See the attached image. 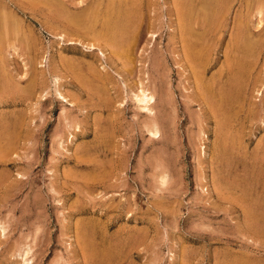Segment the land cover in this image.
<instances>
[{"label": "rangeland", "instance_id": "obj_1", "mask_svg": "<svg viewBox=\"0 0 264 264\" xmlns=\"http://www.w3.org/2000/svg\"><path fill=\"white\" fill-rule=\"evenodd\" d=\"M126 1L0 0V264H264V0L232 1L201 70L175 0H133L139 30L116 48L99 21ZM237 21L258 33L239 83Z\"/></svg>", "mask_w": 264, "mask_h": 264}, {"label": "bare ground", "instance_id": "obj_2", "mask_svg": "<svg viewBox=\"0 0 264 264\" xmlns=\"http://www.w3.org/2000/svg\"><path fill=\"white\" fill-rule=\"evenodd\" d=\"M34 1V0H33ZM37 1V0H36ZM95 1V0H94ZM99 1V0H98ZM129 1V4H131V5H128V7L127 8H121V7H123L124 5H125V2H124V5L123 6H117V8L115 9V10H113L112 12H108L109 11V9H107L108 11V13H109V17L110 18H108V16H107V18H105L104 17V14H103V16L102 17H104L105 19H103L102 17H99V18H102L101 19V21H103V23H102V25H101V21H99L100 22V26H102V29L104 28V30L105 31H103L105 34H103L102 32V34L103 35H108L109 37V39L110 40H112V42L111 43H113V42H115L116 40H118L119 42H115V44H116V48H117V46L118 45H121V46H128V41L130 40V37H131V33L133 34V31L135 30V28L137 27V26H135V28H134V30H132L131 28H133V21L135 20H137L136 19V17L134 16V14H136V11H135V13H134V8L135 7H137L138 5H136V3H134L133 2V0H128ZM128 1H126V2H128ZM137 1V0H136ZM143 1V0H142ZM149 1V0H148ZM232 1L233 0H175V2H176V7H177V9H176V11H177V16H178V21H179V29H180V31H179V33H180V37H181V41L185 44V51H186V53L188 54V60L190 61V63H192L194 66H197V67H200V70H201V67H204L205 65H207L208 66V63H207V60L205 59L206 58V56H207V54H205V51H204V49H206L207 50V48H206V35L208 34V37H209V35L211 34V33H209V32H213V31H215V33H216V27H217V25H218V22H219V20H220V18L223 16V14L225 15V12H227L226 10H227V8L229 7V5L232 3ZM256 1H259V0H256ZM61 2V1H60ZM72 2V1H71ZM92 2V1H91ZM109 2V1H108ZM113 2V1H112ZM59 3V2H58ZM69 3V2H68ZM68 3H67V5H68ZM84 3V2H83ZM85 3H88V2H86L85 1ZM113 3H115V2H113ZM119 3V2H118ZM120 3H122V2H120ZM66 4V3H65ZM81 3L79 2V5H80ZM89 4H91L90 2H89ZM95 4H97V1H96V3ZM104 4V3H103ZM108 4L109 3H107V7H109L108 6ZM262 4H263V2H262ZM14 5V4H13ZM50 5H52V4H50ZM59 5V4H58ZM99 4H97V6H98ZM112 5H114V4H112ZM117 5V4H116ZM119 5V4H118ZM259 5V4H258ZM61 6V5H60ZM86 6H87V4H86ZM84 7V9H87L88 8V10L90 9L89 7ZM88 6H90V5H88ZM93 6H95V5H93ZM139 6H141V4L139 5ZM138 6V7H139ZM261 6V5H260ZM17 7V6H16ZM58 7V6H57ZM91 7V6H90ZM115 7V6H114ZM137 7V8H138ZM262 7V6H261ZM261 7H260V10L259 11H257L256 12V14L257 15H259L260 13H261V11H262V9H261ZM64 8H66V7H64ZM83 7H82V5H81V7H79V9L81 10ZM94 8V7H93ZM101 8V7H100ZM106 8V7H105ZM111 8V7H110ZM136 8V9H137ZM258 8H259V6H258ZM96 9V8H95ZM95 9L93 10L92 9V12H93V14H91L92 12H90V14L92 15V16H88L89 18L87 19V25H88V27H87V25H86V27L88 28V30H90L92 27H93V25H95V23H96V18H95V16H96V11H95ZM113 9V8H112ZM142 9V8H141ZM141 9L139 8L138 10L139 11H141ZM68 8H66V14L68 15H74V14H76L77 15V13H75L74 12V10L73 11H71V12H69L68 13ZM76 10V9H75ZM98 10L100 11V10H102V9H99L98 8ZM137 10V11H138ZM248 10V9H247ZM258 10V9H257ZM60 11V10H59ZM64 11V10H63ZM78 11V10H77ZM138 11V12H139ZM56 12V11H55ZM61 12V11H60ZM72 12H74V13H72ZM82 12V11H81ZM87 12V11H86ZM101 12V11H100ZM105 12H106V10H105ZM71 13V14H70ZM103 13V12H102ZM56 14V13H55ZM83 14H85V13H83ZM82 14V15H83ZM87 14H89V11L87 12ZM95 14V15H94ZM140 14V12L138 13V15ZM6 15V14H5ZM60 15V14H59ZM141 15V14H140ZM58 16V15H57ZM56 16V17H57ZM64 16V15H63ZM70 16V17H71ZM84 16H86V14L85 15H83V17ZM86 16V17H87ZM106 16V15H105ZM69 17V18H70ZM72 18V17H71ZM76 18V17H75ZM82 18V17H81ZM98 18V19H99ZM139 18H140V16H139ZM5 19V18H4ZM59 19V18H58ZM73 19H74V16H73ZM73 19H70V21H72V22H74V20ZM143 19V18H142ZM61 20H63V19H60L59 21H61ZM66 20V19H65ZM100 20V19H99ZM105 20V21H104ZM79 21H81V19L79 18ZM78 20H77V22L78 23H80ZM138 22H139V20H137ZM221 21V20H220ZM63 22V21H62ZM61 22V23H62ZM69 22V21H68ZM83 21H81V23H82ZM176 22V21H175ZM60 23V22H59ZM80 23V24H81ZM84 23H85V21H84ZM143 23V22H142ZM142 23H141V26H142ZM64 24H65V22H64ZM70 24H71V22H70ZM77 23H75V26L77 27V25H76ZM80 24H78V29H79V27H80V29H82V27H84V24H83V26H80ZM258 24H259V22H258ZM258 24L255 26V27H257L258 26ZM66 25H67V23H66ZM69 25V24H68ZM82 25V24H81ZM136 25H137V23H136ZM98 26H99V23H98ZM11 27V26H10ZM76 27H74V29L76 30ZM86 27H84V28H86ZM18 29V28H17ZM72 29V28H71ZM74 29H72V32H74L73 30ZM94 29V28H93ZM176 29H177V25H176ZM14 30L15 29H13L11 32H14ZM69 30H70V28H69ZM83 30H85V29H83ZM83 30H81V31H83ZM87 30V29H86ZM85 30V31H86ZM88 30L86 31V32H88ZM132 30V31H131ZM136 30H137V28H136ZM138 30H139V28H138ZM137 30V31H138ZM17 31V30H16ZM19 31H21V30H19ZM90 31H92V29L90 30ZM99 31V30H98ZM102 31V30H101ZM18 32V31H17ZM76 32H77V30H76ZM84 32V31H83ZM83 32H81L82 33V36H83ZM85 32V33H86ZM93 32V31H92ZM136 31H134V33H135ZM140 32V31H139ZM75 33V32H74ZM73 33V34H74ZM79 33V32H78ZM89 33V32H88ZM14 34V33H13ZM80 34V33H79ZM78 34V35H79ZM90 34V33H89ZM92 34V33H91ZM100 34V33H99ZM137 34V33H136ZM214 34V33H213ZM258 33H254V31H249V29L247 28V25H246V23H243L242 21H237L236 22V24H235V28H234V30L232 31V34H231V39H230V44L231 45H229V46H232L231 47V49H232V52L231 53H233V55L231 56V62H230V65H232V67L234 68L233 69V71L235 70V72L233 73L234 74V79L236 78V80L239 78V77H242L243 76V74H244V70L245 71H247L245 68L246 67H248V66H250L249 64L251 63V61H252V59H253V55H255V52L257 51L256 50V45L255 44H257L256 43V41H254L255 39H254V37L257 35ZM17 35V34H16ZM21 35V34H20ZM75 35H77L76 33H75ZM74 35V36H75ZM134 35V34H133ZM15 36V35H14ZM88 35H87V33H86V37H87ZM92 36V35H91ZM138 36V35H137ZM211 36H213V35H211ZM216 36V35H215ZM75 37H77V36H75ZM89 37H90V35H89ZM205 37V38H204ZM207 37V38H208ZM28 38V37H27ZM77 38H79V37H77ZM80 38H81V36H80ZM79 38V39H80ZM83 38H85L84 36H83ZM138 38H139V36H138ZM138 38H136V39H138ZM214 38V37H213ZM216 38V37H215ZM107 39V38H106ZM129 39V40H128ZM136 39H134V40H136ZM206 39V40H205ZM26 40H29V39H26ZM81 40H85V39H81ZM133 40V39H132ZM256 40H258L257 38H256ZM107 41V40H106ZM106 41H104V43L106 42ZM135 42H137V41H135ZM213 42H215L214 40H213ZM108 43V42H107ZM118 43H120V44H118ZM134 43V42H133ZM259 43V42H258ZM90 44V43H89ZM92 44V43H91ZM90 44V45H91ZM125 44H127V45H125ZM214 44V43H213ZM261 45V44H260ZM107 46V45H106ZM214 46V45H213ZM90 47V46H89ZM109 47V46H108ZM112 47H113V45H112ZM115 47H114V49H115ZM132 47V46H131ZM137 47V46H136ZM208 47H209V44H208ZM120 49H122V50H120V52L121 51H123V48H121V47H119ZM135 48V47H134ZM133 48V49H134ZM124 49H125V47H124ZM212 49H213V47H212ZM230 49V48H229ZM228 49V50H229ZM230 49V50H231ZM111 50H113V49H111ZM126 50H127V48H126ZM118 51H119V49H118ZM211 51V50H210ZM207 52H209V51H207ZM229 52V53H230ZM126 53V52H125ZM121 54H123V52L121 53ZM209 56V55H208ZM208 62H209V59H208ZM189 63V64H190ZM207 63V64H206ZM253 63V62H252ZM251 63V64H252ZM195 69H196V67H194ZM197 70H199V69H197ZM201 72V71H200ZM204 72V71H203ZM232 72V71H231ZM247 72H249V71H247ZM97 73V72H96ZM198 74H200L199 72H198ZM231 75H232V73H231ZM231 75H230V78H231ZM244 75H246V74H244ZM102 77H104V76H102ZM200 77V76H199ZM101 78V77H100ZM211 78V77H210ZM198 79V78H197ZM83 81V80H82ZM215 81H217V80H215ZM216 83V82H215ZM237 83H239V79H238V82ZM202 84V83H201ZM209 84V83H208ZM204 85V84H203ZM217 85H219V84H217ZM231 85H232V82H231ZM238 85V84H237ZM242 85V84H241ZM214 86H216V85H214ZM230 86V85H229ZM91 88V87H90ZM94 87H92V89H93ZM107 88V87H106ZM209 88V87H208ZM207 88V89H208ZM220 88V90L218 91L217 89V91L218 92H216V91H214L215 93H213L212 94V98H216L215 99V101H212L213 103H214V106H215V108L218 110V112H220L221 111V109H222V107L223 106H225L226 105V103L225 102H227V99L232 95H228L229 93V90H228V92H224L223 91V89L224 88H222L221 89V87H219ZM102 90H103V88H101ZM205 89V88H204ZM235 89V88H234ZM91 90V89H90ZM95 90V89H94ZM94 90H93V92H94ZM102 90L100 91V90H98V91H100V92H102ZM213 90H214V88H213ZM225 90V89H224ZM232 90V89H231ZM236 90V89H235ZM234 91V90H233ZM239 91V90H238ZM96 92V94H98L97 93V90L95 91ZM95 92H94V94H95ZM99 92V94H102V93H100ZM105 92V91H104ZM148 92V91H147ZM146 91H144V90H140L139 91V93H137V94H133V98L136 100V102L138 103V105L140 106V108H142V109H145V107H147L148 105H150V104H152L153 103V95L152 94H150V93H147ZM149 92H151V91H149ZM213 91H211V93H212ZM236 92V91H235ZM89 93V92H88ZM92 93V92H91ZM208 93H210L208 90H207V94ZM238 93V92H237ZM211 95V94H210ZM209 95V96H210ZM206 96V95H205ZM217 96V97H216ZM229 96V97H228ZM235 95L233 94V97H234ZM228 97V98H227ZM102 98V97H101ZM204 99V98H203ZM208 99H210V98H208ZM101 100V99H100ZM163 100H164V98H163ZM206 100V99H205ZM211 100V99H210ZM214 100V99H213ZM228 100H230V98L228 99ZM233 100H235L234 98H233ZM234 102V101H233ZM213 103H212V105H213ZM231 104H233V103H230V105ZM103 105V104H102ZM229 105V106H230ZM153 106V105H152ZM233 106V105H232ZM232 106L231 107H228V104H227V107L228 108H232ZM226 107V106H225ZM151 108V107H150ZM215 108H213V109H215ZM147 109V108H146ZM152 109V108H151ZM101 110V109H100ZM225 110V109H224ZM223 111V110H222ZM228 111V110H227ZM217 113V112H216ZM228 113V112H227ZM220 114H221V112H220ZM219 114V115H220ZM154 115V114H153ZM218 115V113H217V117L219 116ZM222 115V114H221ZM220 115V116H221ZM225 115H227V114H225L224 113V118L222 117L221 118V120L219 121L220 122V126H218V129H219V127H221V126H223L226 122H228V121H226V116ZM215 116V115H214ZM219 118V117H218ZM229 118V117H228ZM227 118V119H228ZM231 118V117H230ZM150 120V119H149ZM219 120V119H218ZM217 120V121H218ZM230 120V119H229ZM226 121V122H225ZM231 121V120H230ZM153 122H155V121H153ZM152 122V123H153ZM154 124H156V123H154ZM228 124H229V122H228ZM226 126H227V123H226ZM153 127L154 128H151V130L149 131L152 135H156L157 133H160L159 131H157V129H158V127H157V129L155 128V126L153 125ZM222 128V127H221ZM221 128H220V130H221ZM226 127H224V129H225ZM216 131V130H215ZM214 131V132H215ZM223 131V130H222ZM219 133H222L221 131L219 132ZM219 133H217L218 135L216 136V137H220L219 136ZM229 133V132H228ZM223 134V133H222ZM226 134H227V130H226ZM226 134H223V135H225L226 136ZM221 135V134H220ZM158 136V135H157ZM160 137V136H159ZM228 137V136H227ZM224 137L222 136V139H223ZM229 138V137H228ZM232 138V137H231ZM217 139V138H216ZM215 139V140H216ZM220 139V138H219ZM218 140V139H217ZM221 140V139H220ZM229 139H227L226 140V142L228 141ZM234 140V139H233ZM232 140V141H233ZM231 141V143H233ZM221 142V141H220ZM222 142H225L224 140L222 141ZM228 143H230L229 141H228ZM227 143V144H228ZM230 143V144H231ZM223 143H221V145H222ZM216 145L218 146V143L216 142ZM221 145L220 146H218V147H220V148H222L221 147ZM224 145H226V143H224ZM224 145H223V147H224ZM229 145V144H228ZM217 147V148H218ZM228 147H230V146H228ZM234 147V146H233ZM215 148H216V146H215ZM216 148V149H217ZM223 149H225V148H223ZM222 149V150H223ZM226 149H227V146H226ZM226 149L224 150L225 152H226ZM220 150V149H219ZM221 150V151H222ZM229 150L231 151V149L229 148L227 151L229 152ZM216 152L217 153H219V151H218V149L216 150ZM223 152V151H222ZM222 152H220V154H224V152L222 153ZM227 152V153H228ZM1 153V152H0ZM230 153V152H229ZM219 154V155H220ZM226 154V153H225ZM217 155V154H216ZM229 155V154H228ZM225 156V155H224ZM226 156H227V154H226ZM221 157H223V155L221 156ZM220 157V158H221ZM231 157V156H230ZM215 158V157H214ZM224 158H226V157H224ZM224 158H222V159H224ZM228 158V157H227ZM226 158V159H227ZM90 159V158H89ZM225 159V160H226ZM92 160V159H91ZM225 160H223V161H225ZM98 161V160H97ZM227 161V160H226ZM90 162V161H89ZM220 162V161H219ZM104 163V162H103ZM225 163V162H224ZM224 163H222L221 162V165L222 164H224ZM234 164V163H233ZM229 165V164H228ZM225 166V165H224ZM226 166H227V164H226ZM225 166V167H226ZM228 167V166H227ZM231 167V166H230ZM228 169V168H227ZM230 169V168H229ZM228 169V170H229ZM233 169V168H232ZM235 170H237V169H235ZM235 172V171H234ZM222 182V181H221ZM228 184V183H227ZM230 184V183H229ZM233 185V184H232ZM237 185V184H236ZM236 185H235V183H234V186L236 187ZM227 186V185H226ZM230 187V186H229ZM240 188V187H239ZM226 190V189H225ZM245 190V189H244ZM251 215V214H250ZM251 216H253V215H251ZM261 216V215H260ZM253 218V217H252ZM259 218V217H258ZM261 219V218H260ZM92 248V247H91ZM93 249V248H92ZM91 249V250H92ZM100 251V250H99ZM92 252H94V250L92 251ZM98 252V251H97ZM102 252H105V251H102ZM95 253V252H94ZM99 253V252H98ZM96 254V253H95ZM104 254V253H103ZM102 254V255H103ZM91 255H93V254H91ZM97 255V254H96ZM94 256V258L96 257L95 255H93ZM100 256V255H99ZM96 257V258H100V257ZM108 256V255H107ZM105 257V256H104ZM104 257L102 258L101 257V259H104ZM106 258V257H105ZM95 260V259H94ZM99 262H100V259H97ZM106 260V259H105ZM97 261V262H98ZM95 262H96V260H95Z\"/></svg>", "mask_w": 264, "mask_h": 264}]
</instances>
